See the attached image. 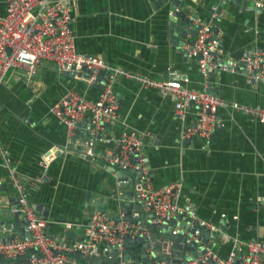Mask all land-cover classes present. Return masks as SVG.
Wrapping results in <instances>:
<instances>
[{
	"label": "crops",
	"instance_id": "0c3cea01",
	"mask_svg": "<svg viewBox=\"0 0 264 264\" xmlns=\"http://www.w3.org/2000/svg\"><path fill=\"white\" fill-rule=\"evenodd\" d=\"M243 1L180 0L175 9L200 20L216 14L212 20L220 46L216 57L237 62L245 51L264 49V0H254L259 8L244 7ZM168 2L68 0L74 47L137 75L174 78L188 88L214 92L224 104L216 109L215 127L207 139L197 135L180 138L181 130L195 122V104L187 105L179 117L174 114L172 93H160L132 78L118 76L113 83L118 105L115 119L92 134L88 115H84L71 137L49 111L50 106L68 88L94 98L99 83L87 85L77 74L58 71L48 59L40 60L28 78L22 68L12 67L0 82V145L15 164L29 201L40 204L39 214L47 220L45 231L64 243L82 236L84 224L95 210L88 200L100 197L104 201L115 193L116 169L109 167L103 154L117 149V137L127 128L140 133L152 186L178 182V203L183 208L214 227L220 226V232L264 242V121L237 107L245 104L264 109V79L248 78L238 62L230 68L214 63L205 75L198 71L196 57L168 36ZM189 41L185 37L182 47L190 45ZM89 138L93 139L91 154L85 153ZM47 151L53 154L42 168L38 162ZM133 172L126 178L139 185L142 180ZM37 176L39 180H33ZM13 195L0 159V219L6 217L5 212L9 214ZM103 206L109 217L118 211L114 204ZM18 222L19 226L23 223L20 216ZM1 234L7 237L12 232ZM207 243L222 257L233 248L231 239L223 240L220 235L208 237L202 248ZM139 244L130 246L129 251L137 253ZM168 252L173 256L170 249Z\"/></svg>",
	"mask_w": 264,
	"mask_h": 264
},
{
	"label": "built area",
	"instance_id": "2783aa9c",
	"mask_svg": "<svg viewBox=\"0 0 264 264\" xmlns=\"http://www.w3.org/2000/svg\"><path fill=\"white\" fill-rule=\"evenodd\" d=\"M211 18L192 19L198 28L192 43L183 47L189 55L196 57L198 71L205 75L214 63L219 67L230 68L238 62L248 78L264 79L262 48L245 51L237 62L232 59H217L220 46L216 33L211 28L214 23ZM69 22L68 0H3V10L0 12V82L5 72L12 67L22 68L28 78L35 72L40 60L48 59L58 71H81L79 76L87 85L99 83V91L93 99L68 88L50 106L49 111L65 125L68 136L71 137L84 115H88L92 134L103 124L115 119L118 105L113 83L118 76L132 78L142 86L158 89L160 93H172L175 96L174 114L179 117H183L187 105H196L195 122L181 130V139L191 135L204 139L209 137L215 127L216 109L224 104L216 94L188 88L174 78L137 75L99 57L78 52L74 47V35ZM237 107L264 121L263 108L245 104H238ZM116 142L117 149L105 152L103 159L108 164L122 169L132 168L139 173L142 181L138 187V195L143 201V209L149 215L142 223V220L126 218L122 211L118 212L116 218H111L106 211L95 209L84 224L82 236L70 243H64L45 231L47 220L27 200L28 190L19 179L15 164L7 151L0 145V159L6 167L15 195L14 202L9 203L8 209L10 213L19 212L18 216L23 219V227L27 231V236H19L11 226L0 225V264H66L72 260L76 264H102L81 261L75 258L73 252L105 257L111 247L115 249L114 256L118 257L116 264H134L132 258L128 257L126 262L121 259L126 235L145 236L149 232V225L157 226L176 213H184L189 221L192 218L210 229L214 228L211 223L197 217L191 209H185L178 203V182L152 186L147 177L148 168L138 131L134 128L122 130ZM85 145V153L91 154L93 139H86ZM52 154L53 151L41 154L38 163L42 168L48 165ZM33 180H39V177H33ZM10 231V236L4 237L1 234ZM219 235L221 239H231L233 243V248L224 257L217 255L209 246L176 264H264V242L239 239L227 232H220ZM145 252L148 253L149 262L140 261L136 264H170L167 256H154L150 247L145 248Z\"/></svg>",
	"mask_w": 264,
	"mask_h": 264
},
{
	"label": "water",
	"instance_id": "95a60500",
	"mask_svg": "<svg viewBox=\"0 0 264 264\" xmlns=\"http://www.w3.org/2000/svg\"><path fill=\"white\" fill-rule=\"evenodd\" d=\"M235 2H240V0H234ZM180 0H169L167 9L171 12L167 15V30L169 38L174 40V43L177 44L181 49L186 52V49L182 47L185 37H188L190 40L189 44L193 41V36L196 34L198 25L192 22L193 15L186 16L185 13L181 12L179 9H175L177 3ZM246 4L250 5L251 8H259L260 5L255 4L254 0H244L243 6ZM219 11V6L216 8V12ZM215 13V12H214ZM212 20H216V14L212 17ZM216 22L211 25L212 31H216ZM172 40V42H173ZM222 59H219V61ZM239 65V64H238ZM218 66V64H216ZM71 74L80 75L81 71L70 72ZM211 92V90H209ZM214 93V92H213ZM89 121V120H88ZM77 131L74 133L76 134ZM101 160V159H100ZM109 167L115 170V180H116V191L111 193L103 198H91L88 200V204H92L95 209L104 210V204L110 203L114 204V207L117 206L118 211L111 215V218H116L118 212L122 211L123 216L128 219L134 218L142 220V223L145 222V217L149 215V212L143 209V201L138 195L139 185H132L130 178H126L130 171H134V176L140 179V175L136 170L131 169H121L117 166L109 164ZM117 167V168H116ZM115 195V196H114ZM15 195L10 198L9 202H14ZM111 198V200L109 199ZM114 199L116 201L114 202ZM29 201V199H27ZM37 213H39L40 204L31 203ZM2 208H0V213H2ZM10 216H6L3 219H0V225H7L13 228V231H16L19 236H27V231L24 229V223H22V228L19 226L18 215L19 212L10 213ZM42 215H45V211L42 212ZM189 217L184 213H176L170 218L157 226L153 224L148 226V234L145 236L134 235L129 237L126 235L124 237V250L121 256L123 262H126L127 258H132L134 264L145 261L149 262V258L146 257L145 248L155 246L157 249L152 251L154 256H167L170 264H176L185 261L187 258L197 255V248L203 246L204 242H207L208 237L216 238L220 234V226L210 229L206 227L203 223H199L192 218L189 221ZM23 222V219H21ZM157 230V231H156ZM157 232L160 234L157 235ZM194 236V237H193ZM136 242H139L136 252H130L129 247L135 245ZM208 244V243H207ZM210 243L205 246L209 247ZM160 248V250H159ZM168 249L171 250L172 255L170 256ZM204 248H202L203 250ZM115 249L111 247L109 252L105 257L100 255H87L82 254L81 252H73V255L77 258H83L91 263H102V264H116L118 257L114 256ZM200 264V263H198Z\"/></svg>",
	"mask_w": 264,
	"mask_h": 264
},
{
	"label": "rangeland",
	"instance_id": "374dc122",
	"mask_svg": "<svg viewBox=\"0 0 264 264\" xmlns=\"http://www.w3.org/2000/svg\"><path fill=\"white\" fill-rule=\"evenodd\" d=\"M4 204L2 203V206H3ZM4 216H10L7 212H5L4 214H3V217Z\"/></svg>",
	"mask_w": 264,
	"mask_h": 264
},
{
	"label": "trees",
	"instance_id": "16d2710c",
	"mask_svg": "<svg viewBox=\"0 0 264 264\" xmlns=\"http://www.w3.org/2000/svg\"><path fill=\"white\" fill-rule=\"evenodd\" d=\"M95 98V97H94ZM93 99V98H92ZM3 226V225H2Z\"/></svg>",
	"mask_w": 264,
	"mask_h": 264
}]
</instances>
